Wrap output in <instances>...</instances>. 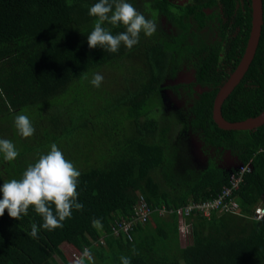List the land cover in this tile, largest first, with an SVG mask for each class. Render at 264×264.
I'll use <instances>...</instances> for the list:
<instances>
[{"label": "trees", "instance_id": "1", "mask_svg": "<svg viewBox=\"0 0 264 264\" xmlns=\"http://www.w3.org/2000/svg\"><path fill=\"white\" fill-rule=\"evenodd\" d=\"M176 1L128 0L156 22V32H142L130 50L121 45L109 53L87 42L96 19L89 8L97 0H0V137L12 136L4 119L26 113L38 121L32 137L12 141L16 160L0 154V185L19 179L54 142L81 172L84 205L63 228H40L36 239L31 223L39 227L43 218L31 206L21 220L5 210L0 264H70L63 244L80 254L89 248L94 264H120L122 255L131 264H195L193 248L181 245L182 220L208 264H264V220L253 218L264 209V125L227 131L212 113L219 88L244 54L251 0ZM104 26L113 34L125 30ZM184 69L192 81L167 83ZM94 73L104 77L99 88L89 82ZM169 89L180 109L163 100ZM263 110L264 23L253 62L222 114L235 122ZM247 163L251 171L232 194L238 210L205 216L194 209L179 217V209L218 198ZM142 200L150 214L138 221ZM128 223L127 231L120 228Z\"/></svg>", "mask_w": 264, "mask_h": 264}, {"label": "clouds", "instance_id": "2", "mask_svg": "<svg viewBox=\"0 0 264 264\" xmlns=\"http://www.w3.org/2000/svg\"><path fill=\"white\" fill-rule=\"evenodd\" d=\"M89 15L96 18L93 30L87 37L89 48L100 47L109 53H118L121 45L127 49L139 43L140 34L151 37L155 34L157 25L154 20L147 19L128 0H97L89 8ZM113 27L123 25L125 30L113 34L105 24ZM104 80L100 73H94L90 84L99 88ZM14 125L23 138H30L35 128L28 115L17 114ZM0 154L5 161L16 160L20 153L15 144L8 139H0ZM81 172L72 161L67 159L56 143H52L46 154H40L38 159L29 164L19 179L12 178L0 185V217L5 210L9 217L21 220L28 215L29 207L43 218L38 227L31 223L29 235L38 238L40 228L48 231L63 228V222L71 218L73 210L83 211L84 205L78 202V184ZM54 205V210L53 206ZM99 220H93V225H99ZM134 255H139L137 249H132ZM120 264H131V258L120 256ZM74 264H94V257L89 248H84L76 257Z\"/></svg>", "mask_w": 264, "mask_h": 264}, {"label": "water", "instance_id": "3", "mask_svg": "<svg viewBox=\"0 0 264 264\" xmlns=\"http://www.w3.org/2000/svg\"><path fill=\"white\" fill-rule=\"evenodd\" d=\"M252 20L251 29L244 54L227 80L219 88L213 104V120L223 130H254L264 125V110L255 117L230 122L222 114V106L234 89L243 80L255 57L263 26V0H251Z\"/></svg>", "mask_w": 264, "mask_h": 264}, {"label": "rangeland", "instance_id": "4", "mask_svg": "<svg viewBox=\"0 0 264 264\" xmlns=\"http://www.w3.org/2000/svg\"><path fill=\"white\" fill-rule=\"evenodd\" d=\"M187 1L188 0H179L178 2L184 4ZM192 80H193V74L190 71H187L186 69H184L178 74L176 79L168 80L167 83L172 85V84H175L178 81L189 82V81H192ZM162 97H163V100L168 105V107H169L168 109L174 110V109H180L181 108V103L179 101V98H178L177 94L173 90L169 89V90L163 91L162 92ZM19 114H21V113H19ZM24 114H26V113H24ZM26 115H28V114H26ZM28 116L31 119L32 123L33 124L36 123V125H37L38 121L36 119H33L32 116H30V115H28ZM14 118H15V116L12 119H10V120L9 119H6V120L4 119V122L9 124V126L7 127V124L4 125L3 130L6 132L5 134L8 133V130L11 131V135L12 136L11 137L9 136L11 138L9 140H11V141H15V137H16V139L19 136L21 138V135L19 134V132L15 128ZM36 125H34V126H36ZM1 139H3V137ZM17 142H18V139H17ZM193 142H194L195 147H196V149H195L196 150V154H197L196 156L198 158V157H200L199 151H198V148H197L199 146V142H197L196 139H193ZM200 158H199V161L202 162V160ZM201 165L202 164L200 163L199 166H201ZM259 208H263L262 205H260ZM254 214H253V218H254ZM261 220H264V219H261ZM182 222H183V220H182ZM182 222L180 224V241H181V245L184 248H193L194 263L195 264H208L206 252L204 250H201L200 248L196 247L193 244L194 242H193V239H192V237H193L192 230L184 228ZM62 250H63V252H64V254H65V256H66V258H67V260H68V262L70 264H74V261H75L76 257H78L80 255V253L77 252L74 248H72L69 244H63L62 245Z\"/></svg>", "mask_w": 264, "mask_h": 264}, {"label": "built area", "instance_id": "5", "mask_svg": "<svg viewBox=\"0 0 264 264\" xmlns=\"http://www.w3.org/2000/svg\"><path fill=\"white\" fill-rule=\"evenodd\" d=\"M250 167V163L241 164L238 168L237 174H233L230 177L229 185L224 187L222 193L219 195L218 198L200 204H190L185 208L184 211L182 209H179V217L183 219V214L189 215V213L194 209L202 212L205 216H209L212 211L223 212L238 210V202L236 198L232 197V194L239 189L240 184L243 182L244 176L251 171ZM136 210V220L138 221H145L148 215L150 214V208L148 207L147 203H145V201L143 200L137 206ZM254 218L257 220L264 219V209H256ZM129 227V223L125 225H120V228H123L125 231H127ZM184 228L190 229L187 226H184ZM114 232L115 234H117L118 229L114 228Z\"/></svg>", "mask_w": 264, "mask_h": 264}, {"label": "flooded vegetation", "instance_id": "6", "mask_svg": "<svg viewBox=\"0 0 264 264\" xmlns=\"http://www.w3.org/2000/svg\"><path fill=\"white\" fill-rule=\"evenodd\" d=\"M178 1H179V0H177L176 3H178V4H182V3L178 2ZM188 2H189V0H188L187 2H185L184 4H186V3H188ZM184 4H183V5H184ZM233 71H234V70H233ZM233 71H232V72H233ZM232 72H231V73H232ZM231 73H230V74H231ZM199 90H201V89H199Z\"/></svg>", "mask_w": 264, "mask_h": 264}]
</instances>
